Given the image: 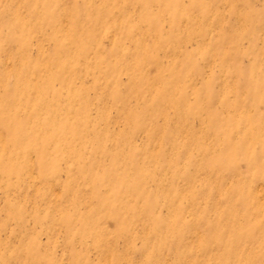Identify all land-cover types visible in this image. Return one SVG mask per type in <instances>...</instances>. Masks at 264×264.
<instances>
[{"label":"rangeland","instance_id":"obj_1","mask_svg":"<svg viewBox=\"0 0 264 264\" xmlns=\"http://www.w3.org/2000/svg\"><path fill=\"white\" fill-rule=\"evenodd\" d=\"M0 264H264V0H0Z\"/></svg>","mask_w":264,"mask_h":264}]
</instances>
